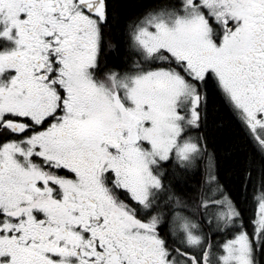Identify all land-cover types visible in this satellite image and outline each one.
I'll list each match as a JSON object with an SVG mask.
<instances>
[{
  "label": "snow or ice",
  "instance_id": "6c2138e0",
  "mask_svg": "<svg viewBox=\"0 0 264 264\" xmlns=\"http://www.w3.org/2000/svg\"><path fill=\"white\" fill-rule=\"evenodd\" d=\"M0 264H264V0H0Z\"/></svg>",
  "mask_w": 264,
  "mask_h": 264
}]
</instances>
